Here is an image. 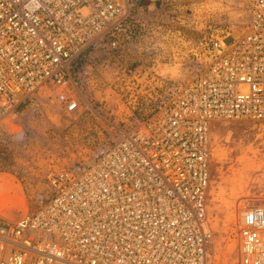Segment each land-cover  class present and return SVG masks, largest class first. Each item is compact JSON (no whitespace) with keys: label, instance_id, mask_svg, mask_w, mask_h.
I'll return each instance as SVG.
<instances>
[{"label":"built area","instance_id":"1","mask_svg":"<svg viewBox=\"0 0 264 264\" xmlns=\"http://www.w3.org/2000/svg\"><path fill=\"white\" fill-rule=\"evenodd\" d=\"M145 12L136 0H0V170L41 100L69 115L86 100L78 85L105 71L147 87L154 104L88 160L49 172L44 200L0 217V264H213L210 130L264 123V0H251L241 33L216 28L199 42L187 78L159 72L176 56L159 42L184 40ZM237 241L235 264H264V207L243 211Z\"/></svg>","mask_w":264,"mask_h":264},{"label":"rangeland","instance_id":"2","mask_svg":"<svg viewBox=\"0 0 264 264\" xmlns=\"http://www.w3.org/2000/svg\"><path fill=\"white\" fill-rule=\"evenodd\" d=\"M163 4L161 10L154 8L152 13L144 14L171 32L179 31L184 42L177 48L170 36L159 42L162 54L172 57L173 50L176 52L174 61L162 66L159 72L173 78H187L194 66L184 67L182 62L192 63V53L199 51L196 46L201 49L199 42L207 40L213 29L234 34L244 31L251 0H163ZM134 57L143 69L145 56ZM113 73H101L98 85H78L86 100L69 115L63 113L53 98L47 103L40 101L41 116L32 122L34 130L21 131L22 140L11 143L6 165L0 170L1 218L14 221L44 200L49 193V172L88 160L113 142L133 117L147 113L154 106L145 98L147 87L135 86L128 76L121 77L116 84ZM151 90L154 95L156 87ZM26 115H20L23 122ZM210 145L206 202L213 231L211 258L213 264H235L242 211L252 205L264 207V123L249 119L214 121Z\"/></svg>","mask_w":264,"mask_h":264},{"label":"crops","instance_id":"3","mask_svg":"<svg viewBox=\"0 0 264 264\" xmlns=\"http://www.w3.org/2000/svg\"><path fill=\"white\" fill-rule=\"evenodd\" d=\"M138 3L139 4H142L143 7L146 8V10H147L148 13H152L154 8H157V10L159 11L164 6L163 0H152V2H147V1L139 0Z\"/></svg>","mask_w":264,"mask_h":264},{"label":"bare ground","instance_id":"4","mask_svg":"<svg viewBox=\"0 0 264 264\" xmlns=\"http://www.w3.org/2000/svg\"><path fill=\"white\" fill-rule=\"evenodd\" d=\"M3 203V202H2ZM242 213H243V211H242Z\"/></svg>","mask_w":264,"mask_h":264}]
</instances>
